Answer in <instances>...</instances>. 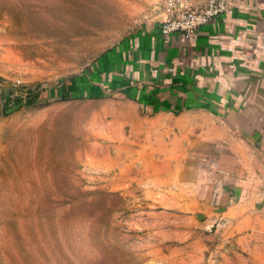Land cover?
<instances>
[{
    "label": "rangeland",
    "instance_id": "obj_1",
    "mask_svg": "<svg viewBox=\"0 0 264 264\" xmlns=\"http://www.w3.org/2000/svg\"><path fill=\"white\" fill-rule=\"evenodd\" d=\"M162 1L0 0V264H210L206 209L126 139L125 100L78 90Z\"/></svg>",
    "mask_w": 264,
    "mask_h": 264
},
{
    "label": "crops",
    "instance_id": "obj_2",
    "mask_svg": "<svg viewBox=\"0 0 264 264\" xmlns=\"http://www.w3.org/2000/svg\"><path fill=\"white\" fill-rule=\"evenodd\" d=\"M165 17L120 36L78 90L125 100L126 139L206 209L210 264H264V0H236L189 38L164 37Z\"/></svg>",
    "mask_w": 264,
    "mask_h": 264
},
{
    "label": "built area",
    "instance_id": "obj_3",
    "mask_svg": "<svg viewBox=\"0 0 264 264\" xmlns=\"http://www.w3.org/2000/svg\"><path fill=\"white\" fill-rule=\"evenodd\" d=\"M236 0H163L165 19L161 23L164 37L181 34L191 37L199 28L231 12Z\"/></svg>",
    "mask_w": 264,
    "mask_h": 264
},
{
    "label": "trees",
    "instance_id": "obj_4",
    "mask_svg": "<svg viewBox=\"0 0 264 264\" xmlns=\"http://www.w3.org/2000/svg\"><path fill=\"white\" fill-rule=\"evenodd\" d=\"M17 100H18L17 102L19 103V102H21L22 99H21V97H18Z\"/></svg>",
    "mask_w": 264,
    "mask_h": 264
}]
</instances>
